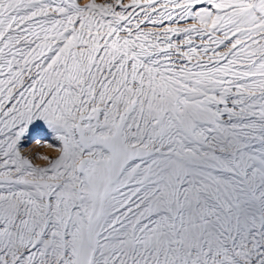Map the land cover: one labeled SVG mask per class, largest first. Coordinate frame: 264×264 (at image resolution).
I'll return each mask as SVG.
<instances>
[{"label": "snow or ice", "instance_id": "6c2138e0", "mask_svg": "<svg viewBox=\"0 0 264 264\" xmlns=\"http://www.w3.org/2000/svg\"><path fill=\"white\" fill-rule=\"evenodd\" d=\"M0 264H264V0H0Z\"/></svg>", "mask_w": 264, "mask_h": 264}]
</instances>
